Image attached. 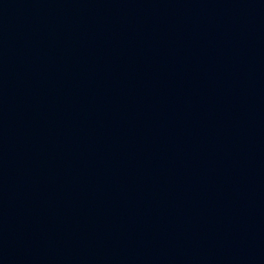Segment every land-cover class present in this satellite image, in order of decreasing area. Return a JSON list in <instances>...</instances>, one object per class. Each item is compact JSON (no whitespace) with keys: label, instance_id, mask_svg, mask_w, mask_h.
Returning a JSON list of instances; mask_svg holds the SVG:
<instances>
[{"label":"water","instance_id":"1","mask_svg":"<svg viewBox=\"0 0 264 264\" xmlns=\"http://www.w3.org/2000/svg\"><path fill=\"white\" fill-rule=\"evenodd\" d=\"M0 264H264V0H0Z\"/></svg>","mask_w":264,"mask_h":264}]
</instances>
